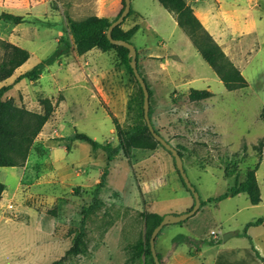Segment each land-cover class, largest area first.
Segmentation results:
<instances>
[{"label": "rangeland", "instance_id": "1", "mask_svg": "<svg viewBox=\"0 0 264 264\" xmlns=\"http://www.w3.org/2000/svg\"><path fill=\"white\" fill-rule=\"evenodd\" d=\"M24 1L31 8L32 0ZM44 1L42 6L48 9L43 8L45 18L35 24L39 36L29 46L35 55L8 81L49 57L56 45H61L60 39L64 38L72 50L58 59L62 64L57 70L55 62L40 79L21 80L22 86L10 98L32 112H41L39 100L47 98L54 111L42 136L48 139V148L39 140L33 142L29 155L34 158L28 174L19 189L7 191L1 202L0 264H153L144 245L149 238L146 215L162 217L185 204L179 186L183 183L173 158L151 140L145 127L142 93L127 63V50L104 41L88 52L75 51L82 39L80 31H91L98 21L97 0ZM184 1L189 6L197 2L203 12L217 8L215 0L216 5L209 0ZM246 7L259 15V0H248ZM260 7L264 9V2ZM130 8L140 15L133 11L119 30L136 48L137 68L149 91L152 126L181 153L185 175L202 199L221 194L236 181L244 180L257 161L252 146L264 138V115L259 120L258 110L264 106V99L259 100V91L264 92V53H259V39L253 36L252 50L240 67L248 86L227 91L194 48L185 61L172 52L182 30L174 26V16L157 0H131ZM3 12L19 15L25 11L21 0H0V14ZM53 20L65 29L63 37H53L54 31L45 25ZM17 35L10 23L0 21V66L5 54L2 43H9ZM228 43L235 47L236 43ZM190 66L200 78L193 83H189L193 79ZM194 89L208 90L212 97L203 103L190 101L188 93ZM109 114L122 128L125 143L142 140L152 147L132 150L128 158L121 151L113 157L106 182L97 194L99 202L85 219L82 252L66 255L105 166L103 152L92 153L88 144L70 137L74 132L83 133L115 147L118 139ZM59 133L63 140L52 138ZM0 171H6L0 172V182L14 188L18 176L10 168ZM262 174L258 171L260 183ZM235 201L238 205L248 203L241 195L223 201L215 214L224 219ZM261 207L259 212H264ZM51 211L54 215L47 214ZM196 214L182 224L165 227L154 239L160 264L166 262L172 236L175 241L178 229L192 228L198 221ZM214 227L207 221L204 236ZM227 228L228 224L223 223L222 232Z\"/></svg>", "mask_w": 264, "mask_h": 264}, {"label": "crops", "instance_id": "2", "mask_svg": "<svg viewBox=\"0 0 264 264\" xmlns=\"http://www.w3.org/2000/svg\"><path fill=\"white\" fill-rule=\"evenodd\" d=\"M215 1L217 3V8H212V10L208 12L201 11L197 5L198 4L197 2L192 3L190 7L191 9H193L195 16L201 22L204 29L212 36L214 41L221 47L225 55H228L231 58L233 64L240 70V67L243 64V59H245V57L252 50L253 47L252 43H254L253 36L259 39V43H258L259 53H264V9L263 7L262 8L260 7V4L263 3L264 0H259V10H258L259 15L254 13L253 9L251 10L247 9L246 4L248 3V0H215ZM215 1L209 0V3L212 2V4L216 5ZM31 4L33 5H31V8H29L25 4V1L21 0V6L23 7V10L25 12L24 13L22 12L23 14H19V15L14 14V15L22 16L27 22L17 25L8 22L12 27H14V30L18 34L16 39L14 40L9 39V43L26 50L29 53V59L31 56L35 55V50L30 49L29 46L33 45L35 43L36 38L39 36L40 29L36 28L37 26H35V24L40 22L41 20L40 18H45L44 16L45 14L42 13L43 8L48 9V7L42 6L45 4L44 0H32ZM96 4H97L96 6L97 10L95 15L98 18V21L93 25V27L101 19L104 18H106L109 23L114 21L121 13L123 9L122 7L124 5V1L97 0ZM133 11L139 14L138 11L136 10ZM173 22H174V26L178 27L175 19H173ZM45 25L47 26V28H49V30L51 29L54 31V34L52 35L53 37L59 36L61 38V36L63 37V35H65V29L59 26L57 24V21L53 20L50 23L45 22ZM54 40L57 44L58 40L57 39ZM174 42H175L174 43L175 49H173L172 52L177 56L180 57L182 56V60L185 61L187 56L190 55L189 54L190 50L194 48L191 40L181 31L179 37H177ZM228 42L236 43L235 47L233 48L232 46H229L230 43ZM84 46H85V42L82 38L78 41L76 48H82ZM56 48L57 45L55 49ZM70 52L71 50H68L67 54ZM27 61L19 68H17L14 71L13 75L17 70H21L24 66H26ZM61 61L60 60L56 61L57 63L56 70L58 66L62 64ZM48 67L49 66H46L43 72H45ZM190 68L193 72V79L189 80V83L190 82L193 83L200 80V78H198L199 76H196L197 74L195 73L193 66H190ZM26 71H29V69L19 71V74L21 75ZM43 72L41 74V77L43 75ZM240 72L242 73L241 70ZM19 74H17L14 77V79H16L19 76ZM14 79L13 81H8L7 79L2 83L1 86L12 85L11 89L5 92L2 99H10L12 94L16 92L20 88V86H22L23 82H21V80L18 83H14ZM6 81L8 82L5 83ZM262 99H264L263 90L259 91V100ZM203 101H196V102L203 103ZM258 110H259V120H260V115L261 114L264 115V106L262 105V107L259 108ZM46 125H48L47 122L43 126L41 132L39 133L35 141L39 140L40 144L43 147L48 148L47 147L48 139H44V137H42L44 136V134H46V130H45ZM52 138H54L57 141L63 140L62 139L63 137L60 135V133L57 135V137L55 135V137ZM259 139H264V138H259ZM33 158L34 155L33 156L29 155L24 166L10 168V170H12L10 172H12L13 175H16V177L18 176V181L17 184L12 189H9L4 184V182L2 183L5 186V190L3 192L0 205L2 200H4V195L6 194L7 191H16L19 189L22 182L24 181L23 180L24 177L28 174ZM35 158H37V156H35ZM263 166H264V145L262 147L261 159L254 175L260 193V199H261L260 203L257 205H251L248 198H247L248 203L242 205H238L237 203L238 201H235V203H233V205H235L234 208H232L231 211H228L224 219L220 218L215 214V212L219 210L218 208H220L222 202L229 200H236V198H239L241 195H245V194H238L234 197H229L219 202L207 203L203 207H200L201 209L197 211L198 213L196 214V216H198L197 223L192 228L183 226L182 228L178 229L175 235L178 236V238L175 241H174L175 237L172 236L169 242L170 244L168 250L166 252L168 255L165 264H263L256 257L255 253L251 249L247 237L250 238L251 240L250 242H252L258 254L264 258V225L247 228L246 230L247 237L242 234L243 231L242 229H244V226L247 223L262 217L259 215H263L260 213H264L262 211L259 212L258 209V208H262L261 206H264ZM258 171H259V175L261 172L263 173L261 175L263 176L262 183H260V180L258 179L259 176ZM0 172L4 173L6 171H0ZM21 180L23 181L21 182ZM179 186H181L182 188L181 192L183 194V199L185 200V204L187 202H189V204H187V206L184 204L183 207H181L179 210H176V212H166L163 215H166L168 213L176 214V215L181 214L188 211L190 209L191 204L193 205V203H191L192 195L190 194V192L183 186V184L182 185L180 184ZM218 195L206 196L204 199H202L200 195L199 197L200 200L206 201L207 199L216 197ZM243 211H248L251 213L241 214V212ZM207 221L212 222V224H214L215 227L211 228L209 232L204 236L202 230L204 224ZM223 223L228 224V228L224 232H222L221 230ZM240 229L242 231H240ZM211 231H215L217 233V236L215 238H212L210 236ZM227 232H232L234 234L231 235L229 238H227L226 241H222V239L218 241L220 238H222V235H224ZM233 238H238V240L231 241Z\"/></svg>", "mask_w": 264, "mask_h": 264}, {"label": "trees", "instance_id": "3", "mask_svg": "<svg viewBox=\"0 0 264 264\" xmlns=\"http://www.w3.org/2000/svg\"><path fill=\"white\" fill-rule=\"evenodd\" d=\"M157 1L163 7V9L174 16L178 28L185 32V34L189 37L197 53L211 68L215 76L222 82L224 88L227 91H235L248 86L247 81L242 76L240 70L227 58L221 47L204 29L201 22L195 16L193 9H191V7L187 5L184 0ZM133 13L134 12L132 9H130L126 17ZM0 20L11 22L14 25L27 22L22 16L5 12L0 14ZM109 24L110 23L108 20L104 18L101 19L91 31L87 28H83L80 31V34L85 42V46L82 48H76L75 51L77 53H85L106 41V31ZM112 37L114 39L126 40L125 34L119 30V26L112 30ZM60 40L61 45H58L55 51L49 57L37 63L29 71H26L21 75L19 74L14 83L23 79L30 81L38 79L46 66L52 65L61 56L67 54L71 47L69 46V43L64 40V38ZM2 45L5 54L0 66L1 82L9 79L13 75L14 71L29 59V53L26 50L10 43H2ZM11 86L12 85H4L0 87V168L24 166L29 156L33 142L54 111L52 102L47 98L39 100V103L42 107L41 112H32L25 109L23 106L16 105L11 99H2L5 92L11 89ZM211 97L212 93L208 90L194 89L190 90L188 93V99L190 101H203ZM109 116L112 119V124L118 139V143L115 147H112L108 142L99 143L83 133L74 132V134L70 137L72 140L82 143L85 142L88 144L92 153L97 151L103 152L105 154V166L101 172V177L98 183L92 189L91 203L83 209V216L80 226L75 232L73 244L66 251V255H77L82 252V247L84 245L82 238H84L85 235V219L94 210V205L99 202L97 199V194L106 182V177L108 175L107 172L113 157L121 151L123 156L128 158L130 151L132 150H148L152 147L151 143L149 144L148 142L142 140L125 143L124 140H122V128L114 116L111 114H109ZM257 143V145L252 146V149L257 151V161L253 168L246 172L244 180L241 182L236 181L235 184L226 192L216 197L209 198L206 201L201 200L200 207H203L207 203L219 202L226 198L234 197L238 194H245L251 205H257L260 203V193L254 175L261 159L264 139H260ZM178 153L182 158L181 153L179 151ZM4 190L5 186L0 182V201L2 199ZM200 207L198 210L201 209ZM47 214L54 215L52 211ZM145 219L148 222L147 234L148 237H150L152 230L160 222L161 217L149 214L146 215ZM184 222L185 221L180 222L179 224ZM260 225H264V215L252 222L247 223L244 226L242 234L247 237V228ZM148 239L144 243L146 250H149ZM247 239L256 257L264 264V258L261 257L255 250L252 242H250V238L247 237ZM220 240L221 239L218 241ZM51 264H59V261H54Z\"/></svg>", "mask_w": 264, "mask_h": 264}, {"label": "water", "instance_id": "4", "mask_svg": "<svg viewBox=\"0 0 264 264\" xmlns=\"http://www.w3.org/2000/svg\"><path fill=\"white\" fill-rule=\"evenodd\" d=\"M124 5L121 13L118 15V17L112 21L107 28L106 31V41L109 42L113 46L121 47L127 50V63L132 71L131 74H133L135 80L140 86L141 93H142V117L144 119L145 127L148 130L151 140L156 141L158 144H160L164 149H166L172 156L174 166L176 171L178 172L182 183L184 187L190 192V194L193 197V205L190 207V209L184 213L181 214H166L163 215L160 219V222L154 227L152 230L150 237L148 239L149 241V251L150 255L153 261V264H160L158 254L155 249V240L158 234L167 226L175 225L180 222L186 221L188 218L192 217L196 212L198 211L200 207V197L198 192L195 190V188L192 186L190 183L187 175H185V170L183 167V161L182 158L180 157L178 151L176 148H174L169 142L165 141L163 137H161L157 132H155L150 117H149V109H150V104H149V91L147 89L146 83L142 76L140 75L138 68H137V52L135 46L126 40L122 39H114L112 37V30L119 26L124 18L127 16V14L130 11L131 7V0H123ZM234 233L232 232H227L224 235H222V241H226L227 238H229L231 235Z\"/></svg>", "mask_w": 264, "mask_h": 264}, {"label": "built area", "instance_id": "5", "mask_svg": "<svg viewBox=\"0 0 264 264\" xmlns=\"http://www.w3.org/2000/svg\"><path fill=\"white\" fill-rule=\"evenodd\" d=\"M210 236H211L212 238H215V237L217 236V233H216L215 231H211V232H210Z\"/></svg>", "mask_w": 264, "mask_h": 264}]
</instances>
